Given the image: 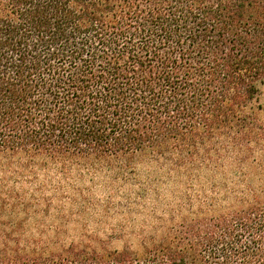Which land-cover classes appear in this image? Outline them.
Here are the masks:
<instances>
[{
	"label": "trees",
	"instance_id": "16d2710c",
	"mask_svg": "<svg viewBox=\"0 0 264 264\" xmlns=\"http://www.w3.org/2000/svg\"><path fill=\"white\" fill-rule=\"evenodd\" d=\"M263 85L264 0H0V173L150 160L204 183L137 250L48 251L0 220V264H264V178L239 172Z\"/></svg>",
	"mask_w": 264,
	"mask_h": 264
},
{
	"label": "rangeland",
	"instance_id": "374dc122",
	"mask_svg": "<svg viewBox=\"0 0 264 264\" xmlns=\"http://www.w3.org/2000/svg\"><path fill=\"white\" fill-rule=\"evenodd\" d=\"M258 103L262 107L258 117L264 126V85ZM10 165L7 175L0 173L4 201L0 220L23 234L24 244L31 242L48 251L71 244L101 252L124 247L137 250L139 235L153 232L155 220L181 202L187 189L195 194L204 185L150 160L123 166L62 164L39 158L26 161L25 171L17 167V160ZM241 169L239 172L258 184L264 178V151L257 154V161L251 158ZM227 174L219 173L213 180L232 186L239 174Z\"/></svg>",
	"mask_w": 264,
	"mask_h": 264
}]
</instances>
